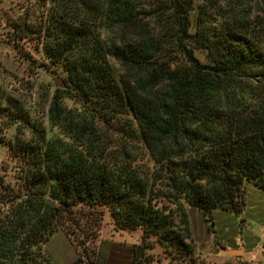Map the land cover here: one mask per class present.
Masks as SVG:
<instances>
[{
    "label": "trees",
    "instance_id": "obj_1",
    "mask_svg": "<svg viewBox=\"0 0 264 264\" xmlns=\"http://www.w3.org/2000/svg\"><path fill=\"white\" fill-rule=\"evenodd\" d=\"M36 1L37 29L15 33L39 37L68 88L49 102L54 136L18 101L3 108L20 127L4 144L16 165L0 173V264H53L60 231L91 260L106 212L141 231L131 264H151L152 239L198 264L188 210L214 233L246 185L264 190V0H203L193 25L194 0Z\"/></svg>",
    "mask_w": 264,
    "mask_h": 264
},
{
    "label": "rangeland",
    "instance_id": "obj_2",
    "mask_svg": "<svg viewBox=\"0 0 264 264\" xmlns=\"http://www.w3.org/2000/svg\"><path fill=\"white\" fill-rule=\"evenodd\" d=\"M202 2L203 0H194V9L191 13L192 25L195 23L197 7ZM39 7L41 8L36 0H0V173L5 174L7 178L14 173L16 161L9 157L4 144L14 139L16 129L20 126L18 124L11 126L9 123H12L9 116L14 109L10 107L9 111L3 108L11 106L10 99L18 101L29 112L34 122L46 128L48 136H54L57 131L50 124L47 115L50 99L55 89L58 88L53 78L60 76L67 82L65 73L60 69L52 66L43 67V57L39 50L41 45L37 35L19 37L15 33L19 21L20 27L25 31L27 28L23 24L24 21H28L30 29H37L39 10L42 9ZM195 55L201 62H207L204 52L196 51ZM67 88L66 83L63 89ZM62 103L69 109L80 107L67 96L63 97ZM27 135L25 134L24 137ZM145 158V161H148V156ZM188 215L194 238V255L198 264H243L223 254L216 256L212 235L207 228L208 223L203 221V216L196 210L189 209ZM216 216L214 222H218V216L217 219ZM221 219L225 218L219 214V220ZM216 230L218 231L219 227ZM98 232L93 258L84 264H131L134 246L141 243L140 230L131 232L119 230L109 213L106 212ZM54 237L47 248L49 256L53 257L51 258L53 264L54 259L67 258V255L63 256L60 251L65 246L63 241L65 237L67 238L66 234L60 231ZM150 243H154V248L147 251L148 255L153 258V262L151 258V264H180L164 248L156 244L154 239ZM71 246L75 248L72 244L67 247ZM90 246L91 240H87L80 252L86 249L90 251ZM80 258L84 259V257Z\"/></svg>",
    "mask_w": 264,
    "mask_h": 264
},
{
    "label": "crops",
    "instance_id": "obj_3",
    "mask_svg": "<svg viewBox=\"0 0 264 264\" xmlns=\"http://www.w3.org/2000/svg\"><path fill=\"white\" fill-rule=\"evenodd\" d=\"M216 214L218 222L221 223L214 222V233L209 232L212 235L216 256L223 254L243 264H264V190L248 184L244 192V206L239 215L218 211L214 214V218ZM219 214H222L225 219L219 220ZM203 221L206 223L204 217ZM63 244L65 246L60 251L63 256L67 255V258L54 259V264H84L86 262L78 256L74 247H67L71 244L66 237ZM48 245L45 249L47 254Z\"/></svg>",
    "mask_w": 264,
    "mask_h": 264
},
{
    "label": "water",
    "instance_id": "obj_4",
    "mask_svg": "<svg viewBox=\"0 0 264 264\" xmlns=\"http://www.w3.org/2000/svg\"><path fill=\"white\" fill-rule=\"evenodd\" d=\"M53 82L57 85V87L59 89H63L66 87V82L64 81V79L60 76H55L53 78ZM230 254V252H228ZM89 264H92V263H89Z\"/></svg>",
    "mask_w": 264,
    "mask_h": 264
}]
</instances>
